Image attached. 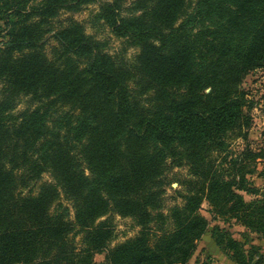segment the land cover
Returning a JSON list of instances; mask_svg holds the SVG:
<instances>
[{"label": "trees", "instance_id": "trees-1", "mask_svg": "<svg viewBox=\"0 0 264 264\" xmlns=\"http://www.w3.org/2000/svg\"><path fill=\"white\" fill-rule=\"evenodd\" d=\"M93 4L131 60L57 20ZM258 69L264 0H0V264H187L211 222L264 240L242 88ZM183 166L192 189L166 209L165 175ZM112 213L139 230L110 248ZM210 233L235 264H264Z\"/></svg>", "mask_w": 264, "mask_h": 264}, {"label": "rangeland", "instance_id": "rangeland-1", "mask_svg": "<svg viewBox=\"0 0 264 264\" xmlns=\"http://www.w3.org/2000/svg\"><path fill=\"white\" fill-rule=\"evenodd\" d=\"M132 0H128L131 2ZM98 6L96 4L89 5L85 7L81 12L78 13H62L58 17V21H63L66 18L72 17L75 21L83 24L85 32L97 40H100L106 44L107 52L113 56H123L126 60H131L135 55V50L126 45L122 40L114 37L110 29L95 20V13L97 12ZM242 88L248 93V100L250 101L249 108H247V113L251 117V127L248 132V144L250 148L254 151H260L262 156L257 160V174L250 177L254 186L259 189V191L264 193V178L258 176L259 173L264 171V69H258L251 72L245 77ZM30 103H27L26 98H21L18 104V110L25 109ZM246 143L241 139H233L229 141L230 149L233 153H238L242 151ZM166 186H165V208L175 204H181L182 201L174 192L186 193L187 190L192 189L191 185H187L186 181L192 179L189 169L186 166L177 168H170L166 175ZM43 180H49L48 175H44ZM247 200L249 197H245ZM67 205L66 202H64ZM208 206L203 204L202 214L210 220V216L207 213ZM166 211V210H165ZM112 222L114 229V239L110 242L109 247L112 248L128 238L134 237L138 228L134 224V220L130 217H120L114 213L108 215ZM106 217L101 218L104 220ZM213 227H219L220 229H226L232 238L244 243L245 249H248V245H254L260 247V254L264 257V240L257 238L256 235L248 233L243 227L235 224H224L222 222H211L208 229V236L211 234ZM80 237H76V242H78ZM199 246V242L197 244ZM104 254L96 255L94 258V264H101L104 260ZM209 257L204 258L202 261H198L199 264H208Z\"/></svg>", "mask_w": 264, "mask_h": 264}, {"label": "crops", "instance_id": "crops-1", "mask_svg": "<svg viewBox=\"0 0 264 264\" xmlns=\"http://www.w3.org/2000/svg\"><path fill=\"white\" fill-rule=\"evenodd\" d=\"M209 257L210 264H235L225 256L213 241L211 234L206 233L199 241V246L187 264H199L204 258Z\"/></svg>", "mask_w": 264, "mask_h": 264}, {"label": "water", "instance_id": "water-1", "mask_svg": "<svg viewBox=\"0 0 264 264\" xmlns=\"http://www.w3.org/2000/svg\"><path fill=\"white\" fill-rule=\"evenodd\" d=\"M208 91H209V89L206 92H208Z\"/></svg>", "mask_w": 264, "mask_h": 264}]
</instances>
